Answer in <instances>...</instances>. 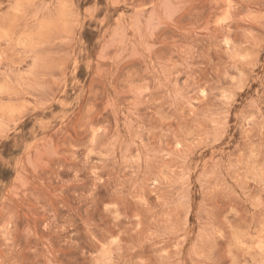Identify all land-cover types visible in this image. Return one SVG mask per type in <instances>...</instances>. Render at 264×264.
I'll return each instance as SVG.
<instances>
[{
	"label": "rangeland",
	"instance_id": "1",
	"mask_svg": "<svg viewBox=\"0 0 264 264\" xmlns=\"http://www.w3.org/2000/svg\"><path fill=\"white\" fill-rule=\"evenodd\" d=\"M0 264H264V0H0Z\"/></svg>",
	"mask_w": 264,
	"mask_h": 264
}]
</instances>
